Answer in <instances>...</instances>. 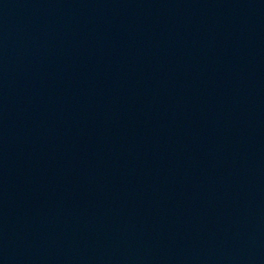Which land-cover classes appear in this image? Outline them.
I'll return each instance as SVG.
<instances>
[{
	"label": "water",
	"instance_id": "obj_1",
	"mask_svg": "<svg viewBox=\"0 0 264 264\" xmlns=\"http://www.w3.org/2000/svg\"><path fill=\"white\" fill-rule=\"evenodd\" d=\"M0 264H264V0H0Z\"/></svg>",
	"mask_w": 264,
	"mask_h": 264
}]
</instances>
